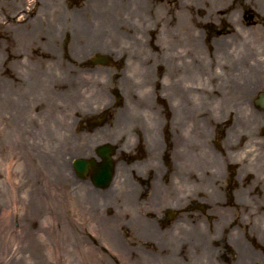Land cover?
I'll return each mask as SVG.
<instances>
[{"label":"rangeland","instance_id":"rangeland-1","mask_svg":"<svg viewBox=\"0 0 264 264\" xmlns=\"http://www.w3.org/2000/svg\"><path fill=\"white\" fill-rule=\"evenodd\" d=\"M155 38L161 52L192 58L189 82L207 93L210 115L236 117L229 138L241 147L229 156L248 163L240 181L252 178L234 192L236 208L220 189H204L217 220L199 223L201 235L187 242L189 264H224L222 235L232 225L230 240L246 255L237 264H264V110L254 106L264 91V0H0V261L13 252L30 264H184V238H162L170 258L143 257L154 237L121 230V221L106 216L103 191L77 182L74 93H59L72 80L69 61L95 52L150 53ZM193 99L200 105V94ZM209 150V164L222 174V157ZM91 201L100 202L99 211ZM139 228L150 235L154 226Z\"/></svg>","mask_w":264,"mask_h":264},{"label":"flooded vegetation","instance_id":"flooded-vegetation-1","mask_svg":"<svg viewBox=\"0 0 264 264\" xmlns=\"http://www.w3.org/2000/svg\"><path fill=\"white\" fill-rule=\"evenodd\" d=\"M160 49L157 45L151 53L108 54L107 66L96 63L101 62L98 52L76 62L68 60L73 66L72 80L59 93H74L72 169L77 182L103 191L106 216L121 221V230L129 235L144 231L140 222L154 226L148 237H154L155 242L143 246V257L170 258L172 252L156 243L177 235L184 238L178 258L189 264L192 245L187 242L201 235L199 223L205 221L208 226L209 219L211 224L217 220L209 213L213 208L207 204L209 196L204 189L209 185L220 189L225 203L236 208L234 192L252 178L246 175L240 181V171L248 169V163L235 162L229 156L240 146V140L235 144L229 138L236 117H211L203 102L207 93L194 90L189 82L192 58L185 53L180 60L174 52ZM40 59L44 60V55ZM196 94L202 98L200 105L194 102ZM209 146L225 163L222 174L214 170L213 160L209 164ZM76 161L85 165L81 168ZM110 163L112 178L107 183L99 174ZM106 183V188L99 187ZM192 188L199 191H189ZM181 190L184 195L180 197ZM234 227L222 235L220 258L224 264H237L239 258L246 257L230 245ZM247 242L255 247L249 239ZM12 253L8 257L12 260L0 264H30L16 261L18 256Z\"/></svg>","mask_w":264,"mask_h":264},{"label":"water","instance_id":"water-1","mask_svg":"<svg viewBox=\"0 0 264 264\" xmlns=\"http://www.w3.org/2000/svg\"><path fill=\"white\" fill-rule=\"evenodd\" d=\"M100 59V61H102V63H104V62H106L107 61V59L106 58H100V57H98V60ZM256 104L261 108V109H264V92H260L259 93V95H258V97H257V99H256ZM76 165L77 166H82V165H84V161H81V162H76ZM82 175H84V174H82ZM111 175H112V168H111V163H110V165H109V169L104 173V178H106L107 180V183H108V181H110V179H111ZM101 176H103V172H102V174H101ZM107 183L106 184H103V186L102 187H106V185H107Z\"/></svg>","mask_w":264,"mask_h":264},{"label":"bare ground","instance_id":"bare-ground-1","mask_svg":"<svg viewBox=\"0 0 264 264\" xmlns=\"http://www.w3.org/2000/svg\"><path fill=\"white\" fill-rule=\"evenodd\" d=\"M72 68H73V66L72 65H70ZM72 73V72H71ZM73 96H74V94H73ZM87 186H89V185H87ZM87 189L88 190H90L91 191V188L90 187H87ZM59 190H62V188H60ZM89 193H94V191H91V192H89ZM77 195H79V194H77ZM76 196V195H75ZM75 198H78V197H75ZM80 198H78V200L77 199H75V204L77 205V201H79V202H81V200H79ZM77 200V201H76ZM92 202V201H91ZM100 202H98V203H95V204H93V202H92V209L93 210H97L98 208H99V206H98V204H99ZM79 206V205H78ZM97 211H99V209L97 210ZM141 236H143V237H147L148 235H146L143 231H141L140 233H139ZM138 234V235H139ZM169 236H171V235H169ZM156 244H158V246L159 247H161V248H167L169 251H171V249H172V247L171 246H168V245H164V244H162V243H156ZM234 245L236 246V248H238L237 250L240 252V253H242V251L240 250V249H242L241 247H240V245H239V243H234ZM172 254V253H171Z\"/></svg>","mask_w":264,"mask_h":264}]
</instances>
